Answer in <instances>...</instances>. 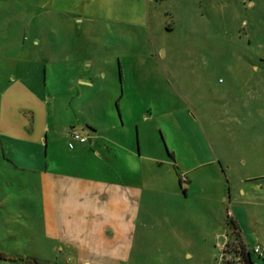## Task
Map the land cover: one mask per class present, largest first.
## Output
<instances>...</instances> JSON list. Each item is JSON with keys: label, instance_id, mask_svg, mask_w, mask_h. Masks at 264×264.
I'll return each instance as SVG.
<instances>
[{"label": "rangeland", "instance_id": "374dc122", "mask_svg": "<svg viewBox=\"0 0 264 264\" xmlns=\"http://www.w3.org/2000/svg\"><path fill=\"white\" fill-rule=\"evenodd\" d=\"M73 127L97 139L79 157ZM43 173L138 191L101 231L118 254L51 216ZM241 247L264 264V0H0V264Z\"/></svg>", "mask_w": 264, "mask_h": 264}, {"label": "crops", "instance_id": "0c3cea01", "mask_svg": "<svg viewBox=\"0 0 264 264\" xmlns=\"http://www.w3.org/2000/svg\"><path fill=\"white\" fill-rule=\"evenodd\" d=\"M96 141L95 138H88L91 147ZM85 144L78 143L70 149L79 157L87 150ZM97 154L100 155L99 152ZM42 179L48 211L58 221L65 217L66 223H69L68 233H79L85 241L88 238L98 240L104 253L118 254V245H108L101 231L109 224L118 226L120 218L132 213L134 202L139 197L135 188L114 182L91 181L78 174L62 176L43 173Z\"/></svg>", "mask_w": 264, "mask_h": 264}, {"label": "built area", "instance_id": "2783aa9c", "mask_svg": "<svg viewBox=\"0 0 264 264\" xmlns=\"http://www.w3.org/2000/svg\"><path fill=\"white\" fill-rule=\"evenodd\" d=\"M71 136H72V140L73 142H77L80 144H85L88 142V138L82 134L79 130H77L76 128H73L71 131ZM71 142L70 143V148H74V143ZM184 182H188L189 180L187 178H185L184 180H182ZM255 253L260 254L261 253V248L260 247H256L255 248Z\"/></svg>", "mask_w": 264, "mask_h": 264}, {"label": "flooded vegetation", "instance_id": "af4514ba", "mask_svg": "<svg viewBox=\"0 0 264 264\" xmlns=\"http://www.w3.org/2000/svg\"><path fill=\"white\" fill-rule=\"evenodd\" d=\"M238 255H240L243 261V264H251V261L254 264L256 263L255 261L256 256H254L251 251H248L247 248H244V247L239 248ZM258 257L259 259L261 258V256H258Z\"/></svg>", "mask_w": 264, "mask_h": 264}, {"label": "trees", "instance_id": "16d2710c", "mask_svg": "<svg viewBox=\"0 0 264 264\" xmlns=\"http://www.w3.org/2000/svg\"><path fill=\"white\" fill-rule=\"evenodd\" d=\"M232 223H233L234 227L237 229L236 222H235V221H233ZM251 264H254V263L251 261Z\"/></svg>", "mask_w": 264, "mask_h": 264}]
</instances>
